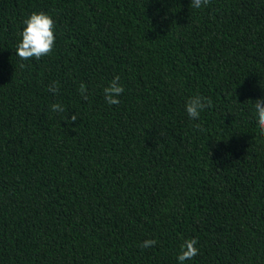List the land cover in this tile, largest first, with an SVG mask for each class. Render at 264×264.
<instances>
[{"label": "trees", "instance_id": "16d2710c", "mask_svg": "<svg viewBox=\"0 0 264 264\" xmlns=\"http://www.w3.org/2000/svg\"><path fill=\"white\" fill-rule=\"evenodd\" d=\"M33 12L55 44L25 61ZM259 98L264 0H0V264H181L192 238L183 264H264Z\"/></svg>", "mask_w": 264, "mask_h": 264}, {"label": "clouds", "instance_id": "9594fccd", "mask_svg": "<svg viewBox=\"0 0 264 264\" xmlns=\"http://www.w3.org/2000/svg\"><path fill=\"white\" fill-rule=\"evenodd\" d=\"M209 0H192L193 8H201L206 6ZM55 22L52 17L44 12H33L24 20V27L21 32V40L19 41L16 48V55L21 60H30L35 58L39 60L41 57L49 55L55 44ZM24 65L21 64V67ZM120 77L116 76L104 88V96L108 104L118 105L120 100L118 97L124 92L123 85L119 82ZM49 91L54 94L58 91L56 82H53L49 86ZM79 92L83 99L87 100V87L84 83L80 84ZM212 101L210 98L202 97L200 95H194L190 97L186 104L185 109L190 118L199 119L201 111L205 107H211ZM53 111L64 112V107L59 103H54L52 106ZM255 113L258 120V126L262 135H264V98L255 100ZM77 116L72 114L65 117V121H75ZM196 127H201L199 124ZM201 130H203L201 128ZM157 241L155 239H146L142 242V248H150L155 246ZM197 239L192 238L185 240L181 245L180 253L177 259L183 264L185 260H191L193 257L198 255Z\"/></svg>", "mask_w": 264, "mask_h": 264}]
</instances>
